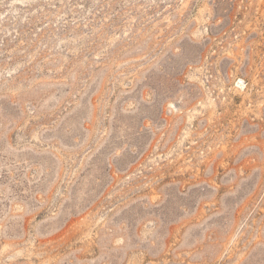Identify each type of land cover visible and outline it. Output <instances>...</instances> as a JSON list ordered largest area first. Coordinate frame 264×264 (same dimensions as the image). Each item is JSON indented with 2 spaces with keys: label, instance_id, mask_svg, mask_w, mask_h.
<instances>
[{
  "label": "rangeland",
  "instance_id": "1",
  "mask_svg": "<svg viewBox=\"0 0 264 264\" xmlns=\"http://www.w3.org/2000/svg\"><path fill=\"white\" fill-rule=\"evenodd\" d=\"M257 236L264 0H0V264H261Z\"/></svg>",
  "mask_w": 264,
  "mask_h": 264
},
{
  "label": "bare ground",
  "instance_id": "2",
  "mask_svg": "<svg viewBox=\"0 0 264 264\" xmlns=\"http://www.w3.org/2000/svg\"><path fill=\"white\" fill-rule=\"evenodd\" d=\"M253 241H255V242H253V243H257V242H258V243H259V242L264 243V240H263V238H262L261 236H257V237H255V240H253ZM220 244H221V243H220ZM243 244H245V243H243ZM245 245H246V244H245ZM241 246H243V245H241ZM247 246H248V245H247ZM243 247H244V246H243ZM245 247H246V246H245ZM226 248H227V247H226ZM226 248H225V249H226ZM239 248H240V247H239ZM239 248H238V245L235 244V245H234V248H233V249H230L231 251L229 252V256H228L229 259H232V258L234 257L233 255H234L235 253H237L236 251H237ZM241 250H242V249H241ZM244 250H245V249H244ZM246 250H247V249H246ZM244 252H246V251H243V252L241 251V252H240L241 254H238V255H240V256H238L236 262H238L239 264L242 263V261L244 260V258H243L244 255H242V253L244 254ZM227 253H228V252H227ZM219 254H220V253H219ZM245 255H247V254H245ZM166 256H167V255H166ZM235 256H236V255H235ZM228 257H227V258H228ZM244 257H245V256H244ZM229 261H230V260H229ZM201 262H204V263H205V262H206V259H203ZM207 262H208V261H207ZM232 262H233V261H232ZM234 262H235V261H234ZM198 264H201V263H198ZM230 264H231V263H230ZM236 264H237V263H236ZM261 264H264V262H262Z\"/></svg>",
  "mask_w": 264,
  "mask_h": 264
}]
</instances>
